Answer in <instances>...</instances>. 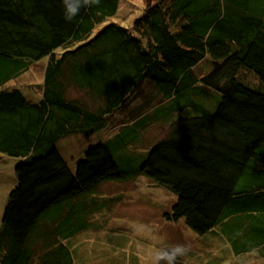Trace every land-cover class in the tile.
I'll use <instances>...</instances> for the list:
<instances>
[{
	"label": "trees",
	"instance_id": "trees-1",
	"mask_svg": "<svg viewBox=\"0 0 264 264\" xmlns=\"http://www.w3.org/2000/svg\"><path fill=\"white\" fill-rule=\"evenodd\" d=\"M119 3L67 21L61 0H0V153L19 160L0 264L83 261V233L120 200L98 186L139 173L175 194L169 222L221 226L229 255L264 256V0H149L128 25L109 21ZM41 61L33 95L9 86ZM129 105L99 142L111 166L75 186L57 143L101 135ZM148 125L167 135L146 149Z\"/></svg>",
	"mask_w": 264,
	"mask_h": 264
},
{
	"label": "rangeland",
	"instance_id": "rangeland-1",
	"mask_svg": "<svg viewBox=\"0 0 264 264\" xmlns=\"http://www.w3.org/2000/svg\"><path fill=\"white\" fill-rule=\"evenodd\" d=\"M148 1L120 0L118 13L109 21L128 25ZM43 64L44 61L34 63L30 71L23 74L22 78L12 81L9 86L20 87L23 93L33 95L34 91L30 90L29 86L31 83H40ZM204 66L201 64L197 69L203 72ZM245 76L255 83L254 76L249 73H245ZM132 108L133 106H127L123 111L126 114L118 117L120 121L115 120L101 135L87 138L81 135H69L57 143L62 162L71 173L75 186L84 185L99 171L98 168L111 166L102 153L99 142L120 129L122 118L127 117ZM139 135L145 142L137 146L149 143L145 146L147 149L150 144L167 133L158 125L152 128L148 125ZM18 161V158L0 153V221L17 181L15 165ZM97 190L104 195H117L120 200L114 203L109 217H105V214L98 217L101 219L99 223H103L100 229L91 227L89 231L83 233L85 238L83 251L86 258L83 261L74 259V264H147L145 255L150 249L178 243L186 245L189 251L186 256L178 257L176 264H264V256L259 252H249L236 257L225 252L228 251L230 242L222 233L221 226L220 234H217L218 239H216L195 234L182 222L166 220L164 211L170 209L176 199L175 194L156 185L142 173L124 182H102Z\"/></svg>",
	"mask_w": 264,
	"mask_h": 264
},
{
	"label": "clouds",
	"instance_id": "clouds-1",
	"mask_svg": "<svg viewBox=\"0 0 264 264\" xmlns=\"http://www.w3.org/2000/svg\"><path fill=\"white\" fill-rule=\"evenodd\" d=\"M100 0H61L64 19L73 21L79 14L82 8H91L99 5ZM189 248L184 244H173L150 249L145 260L147 264H176L178 257L187 255Z\"/></svg>",
	"mask_w": 264,
	"mask_h": 264
},
{
	"label": "crops",
	"instance_id": "crops-1",
	"mask_svg": "<svg viewBox=\"0 0 264 264\" xmlns=\"http://www.w3.org/2000/svg\"><path fill=\"white\" fill-rule=\"evenodd\" d=\"M93 136H97V135H93ZM89 137H91V136H89ZM87 138V137H86Z\"/></svg>",
	"mask_w": 264,
	"mask_h": 264
}]
</instances>
